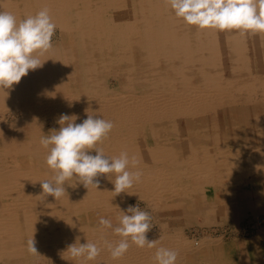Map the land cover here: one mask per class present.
<instances>
[{"label": "bare ground", "instance_id": "obj_1", "mask_svg": "<svg viewBox=\"0 0 264 264\" xmlns=\"http://www.w3.org/2000/svg\"><path fill=\"white\" fill-rule=\"evenodd\" d=\"M45 8L56 30L34 53L42 67L0 89V264H156L159 247L176 264H264L261 236L235 233L247 212L264 213V34L198 29L168 0H0L18 22ZM61 114L111 121L96 147L135 157L140 182L116 194L115 174L98 188L74 175L62 197L43 194L55 173L40 141ZM138 201L156 246L130 243L114 260L104 241L121 239L114 228ZM196 223L229 224V241L186 237ZM77 240L102 248L96 260L71 257Z\"/></svg>", "mask_w": 264, "mask_h": 264}, {"label": "clouds", "instance_id": "obj_2", "mask_svg": "<svg viewBox=\"0 0 264 264\" xmlns=\"http://www.w3.org/2000/svg\"><path fill=\"white\" fill-rule=\"evenodd\" d=\"M178 18L198 29L236 30L241 34H264V0H168ZM56 24L47 8L34 16L17 21L11 12L0 11V89H9L18 84L30 70L42 67L41 60L34 55L52 47V37ZM77 116L61 114L57 121L61 127L53 129L52 135L41 138V145L49 149L46 163L55 173L54 179L41 181L43 194L58 199L65 194V182L75 175L84 184L99 186L101 174H115L114 192L120 194L140 182L142 171H130L129 165L136 168L138 161L131 160L127 152L119 157L106 158L102 148L96 145L114 127L113 123L99 117L88 115L81 123ZM90 150H95V155ZM119 218V226L114 232L121 239L112 243L104 241L111 258L116 260L125 255L131 244L139 248H152L156 241H149L146 233L151 230V217L139 206L129 205ZM99 224L112 228L109 219L101 217ZM30 251L36 252L34 240L28 241ZM102 248L93 242L69 245L67 252L71 257L83 261H94ZM178 252L159 247L154 260L156 264H176Z\"/></svg>", "mask_w": 264, "mask_h": 264}, {"label": "rangeland", "instance_id": "obj_3", "mask_svg": "<svg viewBox=\"0 0 264 264\" xmlns=\"http://www.w3.org/2000/svg\"><path fill=\"white\" fill-rule=\"evenodd\" d=\"M137 205L139 206V208L141 210L148 212V210L146 208L145 209L143 208V204L140 203V201H138ZM137 205H133V206H137ZM150 217H151V215H150ZM151 220H152V217H151ZM151 220H150V227H151L150 232H154L157 227L155 224L151 223ZM239 224L237 226L238 227L237 230H239V231L236 230V232H235L236 235H238L242 238H249V237H251V235L252 236L257 235L259 237L261 236L259 239H260L261 243L264 245V213L252 215L250 212H247L246 216L243 218L242 221H240ZM188 227H190V228L188 229ZM211 227L213 230L211 229ZM257 228H261L262 230L257 229ZM201 229H203V230H201ZM231 230H232V228L229 224H223V226L212 224V225L206 226V225H203L200 223H196L194 225H189V226L184 227L183 234L186 235V237H188V238L201 237L202 235H205V234H211L214 237L221 236L222 239L224 240V242H227V241H229V238H230L229 233L231 232ZM201 231H202V234H201ZM195 233H197V234H195Z\"/></svg>", "mask_w": 264, "mask_h": 264}]
</instances>
